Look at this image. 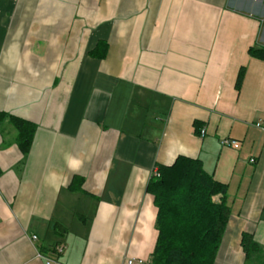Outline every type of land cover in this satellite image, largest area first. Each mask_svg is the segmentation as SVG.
I'll use <instances>...</instances> for the list:
<instances>
[{"label": "crops", "instance_id": "0c3cea01", "mask_svg": "<svg viewBox=\"0 0 264 264\" xmlns=\"http://www.w3.org/2000/svg\"><path fill=\"white\" fill-rule=\"evenodd\" d=\"M251 47L264 48V0H0V111L35 126L24 154L0 124V264H152L147 185L178 157L226 185L214 264L264 261ZM243 233L261 248L247 262Z\"/></svg>", "mask_w": 264, "mask_h": 264}, {"label": "trees", "instance_id": "16d2710c", "mask_svg": "<svg viewBox=\"0 0 264 264\" xmlns=\"http://www.w3.org/2000/svg\"><path fill=\"white\" fill-rule=\"evenodd\" d=\"M250 56L264 60V48L251 47ZM244 76L239 69L236 87ZM8 120L17 131V144L26 154L35 126L0 111V124ZM157 208V240L151 255L152 264H214L230 209L223 200L226 185L213 179L198 159L178 157L170 166H159L147 185ZM240 246L247 262L261 255L252 237L243 233ZM260 264H264L261 261Z\"/></svg>", "mask_w": 264, "mask_h": 264}, {"label": "built area", "instance_id": "2783aa9c", "mask_svg": "<svg viewBox=\"0 0 264 264\" xmlns=\"http://www.w3.org/2000/svg\"><path fill=\"white\" fill-rule=\"evenodd\" d=\"M254 125L257 128L264 130V115H262L261 119H259L257 122H255ZM200 132H201V135H203L205 133V130L201 129ZM220 143H221V145H234L236 143V140L228 139V138H222L220 140ZM251 162H253V160H251ZM32 239L35 240L36 236H32ZM56 250L58 252H61L62 248L59 246V247H56ZM52 262H53L52 260L46 259L45 264H51ZM128 263H132V261H128Z\"/></svg>", "mask_w": 264, "mask_h": 264}]
</instances>
